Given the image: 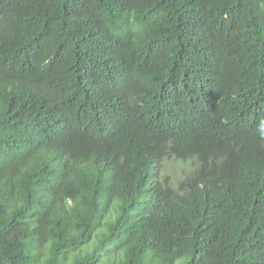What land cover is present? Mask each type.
<instances>
[{"label":"trees","instance_id":"1","mask_svg":"<svg viewBox=\"0 0 264 264\" xmlns=\"http://www.w3.org/2000/svg\"><path fill=\"white\" fill-rule=\"evenodd\" d=\"M177 262L264 264V0H0V264Z\"/></svg>","mask_w":264,"mask_h":264},{"label":"rangeland","instance_id":"2","mask_svg":"<svg viewBox=\"0 0 264 264\" xmlns=\"http://www.w3.org/2000/svg\"><path fill=\"white\" fill-rule=\"evenodd\" d=\"M192 169L193 164L190 161H179L166 157L160 165L161 180L168 183L178 182L191 173Z\"/></svg>","mask_w":264,"mask_h":264}]
</instances>
